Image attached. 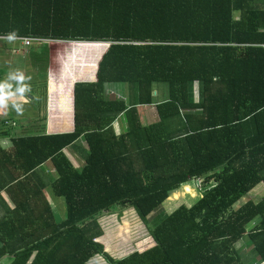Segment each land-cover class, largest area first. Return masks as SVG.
I'll list each match as a JSON object with an SVG mask.
<instances>
[{
    "label": "trees",
    "instance_id": "obj_1",
    "mask_svg": "<svg viewBox=\"0 0 264 264\" xmlns=\"http://www.w3.org/2000/svg\"><path fill=\"white\" fill-rule=\"evenodd\" d=\"M12 32L52 40L33 66L46 74L61 41L102 53L71 54L69 68L80 54L93 70L74 83L71 130L52 125L0 144V264H89L95 255L109 264H246L236 246L244 239L250 264L264 263V196L233 208L264 184V0H0V34ZM159 84L168 89L158 102ZM110 85L127 86L129 97L107 96ZM151 104L158 120L143 124L138 107ZM119 116L126 127L116 133ZM80 138L77 168L64 149ZM48 160L59 174L52 192L66 205L61 221L38 171ZM200 179L211 185L192 205L152 215ZM126 207L153 244L114 258L97 241L98 219Z\"/></svg>",
    "mask_w": 264,
    "mask_h": 264
},
{
    "label": "crops",
    "instance_id": "obj_2",
    "mask_svg": "<svg viewBox=\"0 0 264 264\" xmlns=\"http://www.w3.org/2000/svg\"><path fill=\"white\" fill-rule=\"evenodd\" d=\"M4 41L7 42L8 40H4ZM54 42H57V41H54ZM8 43L10 42H7V43L0 42V52L3 53L9 50H12V52L14 51V49H12L8 45ZM25 47H28V46H25ZM16 50L18 51V49ZM51 51L53 52V55L51 56V59H50V64H49V69L47 71V74L43 73L44 71L35 70V78L33 80L31 79V83H33V89L36 90L35 88L37 86L36 84L37 82L35 81L39 79L38 74H40L41 76L46 75V78H47L46 79L47 81L46 90L48 92V96H46L45 98L40 97V94L37 92V95L36 96L34 95L32 98H30L26 94L22 98L23 106L26 107L28 105H31V106H34L35 108H41V109L36 110V112H31L28 115L25 112L18 114L22 118V120L25 119L24 121L22 120L18 121L17 116H16L17 113L14 110H12L11 107L0 108V144L4 148H10V146L12 145V138L18 135L19 133L20 134L21 133L23 134H43V133L53 132L52 125H55L56 128H61L63 125H65V129H70V130L74 126V123H73V95H72L73 86L77 80L86 79L85 68H83V70L80 69L81 65L80 63H78V61L81 60L82 57L80 56V54L78 55L77 64L76 66H73L72 68L68 67L66 69L63 67L62 70H55L54 69L55 50H53L51 47ZM28 75H29L28 72H26L25 77L28 78ZM109 88H110L109 96L111 94H117V95L124 96L125 98L129 97L130 92L127 86L110 85ZM111 88H113V90H111ZM58 93H60L59 97H57ZM154 94L157 97L158 102L163 100L165 97L163 87L161 86H157ZM196 98H198L197 95H196ZM138 110H139L140 118L143 124H149V123H152L158 120L155 104L140 105L138 107ZM10 114H13L12 117H10ZM113 126H114L116 133H121L122 131H124L126 127V121L122 116H119L116 119V121L113 123ZM64 152L69 157V159L72 161L75 167L81 168L85 165L84 139L83 138H80L78 141H76L74 145H70L66 147L64 149ZM38 171L40 175L42 176V178H44L47 183L44 193L49 203L52 206L54 217L57 221H61L62 219L65 218V214H66L65 201L64 199H61V197L56 196L52 192V187H51L52 181L56 179L59 176V174L57 170L55 169V166L53 165V162L51 160H48L43 165H41L38 168ZM5 198L10 203L9 198L7 196H5ZM132 210L133 209L131 208L129 210L125 209L122 211L121 215H119L121 212L113 213L115 212L113 211V212H110L109 214L101 215V221H100V217L98 219L103 229V235H101L97 239V241L101 242L104 245L105 250L108 253L114 254L113 252H115L116 254H118L117 255L118 258H122L128 255V254L125 255V251H122L121 249L122 247H125L128 250L127 248L128 246L130 247L134 246L132 245L133 244L132 241H130L131 238H133V236L129 237L128 235H126L124 236L125 241L123 240L121 241V236L120 237L115 236V235H118V232H115L114 236L111 238L115 240V244H113V246L108 244L107 242L109 239L108 237L112 232V227L110 226V229H109V226H108V222L110 220L109 217H111L113 214H117L116 218L122 219L123 223L129 224L131 223V221H134L136 222V224L137 222H141L142 224H144V222L139 217H137L138 215L134 210L133 211L135 212L134 213L135 215L130 214L131 212H133ZM105 218H108L109 220H105ZM133 240H136L137 243H140V244H144V242L148 241L147 238L140 237L139 235L138 237H136V239L134 238ZM152 244L153 242L151 243V245ZM95 256L92 257L90 261H92L95 258ZM93 264H102V263L100 261H96V262H93Z\"/></svg>",
    "mask_w": 264,
    "mask_h": 264
},
{
    "label": "rangeland",
    "instance_id": "obj_3",
    "mask_svg": "<svg viewBox=\"0 0 264 264\" xmlns=\"http://www.w3.org/2000/svg\"><path fill=\"white\" fill-rule=\"evenodd\" d=\"M235 16H239L238 13L235 14ZM1 43H8V45L14 49V51L12 52V50H9L7 52H0V81H4L7 77V75L10 72H22L25 76V73L28 72V78H26L25 83L28 85L30 91L28 93H26L27 96H29L30 98H32L34 95H37V92L40 94V97L45 98L46 96H48V92H47V86H46V75L41 76L40 74H38L39 79L35 82H37V86H36V90L33 89V83H31V79L33 80L35 78V68L33 67L34 64H37V61H41L40 59V54L43 53V43H32L31 46L25 47L22 44H20V41H4L1 40ZM66 41H61L58 45L56 46H52V49L55 50L54 53V61H55V70H61L63 67L64 68H68L71 66V64H73V62L70 61V58H72L71 54L75 52V50H77L78 53H86L87 55H89V59H93L96 58L97 54H101L102 50L101 48H99L98 46H93L96 44H86V43H82V44H77L74 45L76 43H71V42H66V44H64ZM86 44V45H83ZM88 45V46H87ZM18 49V51L16 50ZM53 55V52H52ZM38 57V60H37ZM56 59V60H55ZM69 61V62H68ZM84 64V63H81ZM76 65V64H75ZM91 64L90 62H86L85 67H81L80 69L83 70V68H85L86 70V77L89 78V74H91V72L93 71L91 68ZM96 69V68H95ZM45 73V72H43ZM161 87H165L167 88L166 84H159ZM14 86V85H13ZM110 88H108L107 90V96H109L110 94ZM168 89V88H167ZM111 90H113V88H111ZM60 93L57 94V97H59ZM41 102V101H40ZM41 109V108H35L34 106L28 105V106H23V112H25L27 115L30 114L31 112H36V110ZM12 112V111H11ZM22 112V113H23ZM13 114H10V117H12ZM18 121H21L22 118L16 114ZM15 118V116H14ZM25 119H23L22 121H24ZM17 129V128H15ZM19 135H29V134H23V133H19L16 136ZM211 185V183L209 182H205L204 179H200V180H191L188 183L181 185V187L177 190H174L170 193V196L168 197L167 200H165L158 208L157 210L154 211V213L152 215H157L158 217H160L163 214H167L172 212L173 210H175L176 208H178V206H180V204H184V205H192L198 198L201 197L202 193ZM187 187H189L190 189L187 190ZM264 196V184L263 183H259L255 188H253L250 192H248L247 194H242L240 195L238 198H234V204H233V208L234 209H238L240 206H242L244 203H246L249 200H252L254 202H258L260 201V199ZM61 199H63L61 197ZM66 206V205H65ZM133 209L135 212L136 210L132 207H126V208H117L115 209L113 213H119L121 212L119 215L122 214V211L125 209ZM132 210V211H133ZM131 212L130 214L135 215V212ZM112 213V214H113ZM127 213V212H126ZM137 213V212H136ZM109 214V213H106ZM138 215V214H137ZM136 215V216H137ZM117 214H113L111 217L105 218V220H109L108 222V226L110 229V226L112 227V232L109 235V239H108V244H110L111 246H113V244H115V240L111 239L114 236L115 232H118V236H121V241H125L124 236L128 235L133 236V238H131L130 241H132V245L134 246H128V250L125 247H122V251H125V255L126 254H130L135 250L138 251H143L147 248H149L151 246L152 240L150 237V233L148 231V229L150 228L149 226H147L145 223L142 224L141 222H134L131 221V223H123L122 219L120 218H116ZM134 216V217H136ZM139 217V216H137ZM140 218V217H139ZM141 219V218H140ZM104 220V219H103ZM100 221H101V216H100ZM139 221V220H137ZM147 226V227H146ZM254 226V224H251L249 226L250 230L252 227ZM138 235L140 237H145L148 239V241L144 242V244H140L137 243L136 240H133L134 238L136 239V237H138ZM123 236V237H122ZM120 239V238H119ZM136 241V242H135ZM129 242V240H128ZM127 242V243H128ZM238 250L241 252L243 260L246 264H250V262H252L251 260L255 257V253L252 249V245L250 243V241L244 239L242 241H240L237 245ZM126 249V250H125ZM106 251V250H105ZM109 253L111 256H113L114 258H118L115 252ZM127 256V255H126ZM123 258V257H122ZM93 262L96 261H100L102 264H106L107 261L104 260V258L102 256H98L96 255L95 258L92 260ZM90 261L89 263L93 264V262ZM8 262V258L7 259H3V261H1V264H7ZM108 264V263H107ZM264 264V263H262Z\"/></svg>",
    "mask_w": 264,
    "mask_h": 264
},
{
    "label": "clouds",
    "instance_id": "obj_4",
    "mask_svg": "<svg viewBox=\"0 0 264 264\" xmlns=\"http://www.w3.org/2000/svg\"><path fill=\"white\" fill-rule=\"evenodd\" d=\"M15 33H9L5 39L14 40ZM22 72H10L4 81H0V108L11 107L17 114L23 112L22 98L30 91ZM14 85V86H13Z\"/></svg>",
    "mask_w": 264,
    "mask_h": 264
},
{
    "label": "built area",
    "instance_id": "obj_5",
    "mask_svg": "<svg viewBox=\"0 0 264 264\" xmlns=\"http://www.w3.org/2000/svg\"><path fill=\"white\" fill-rule=\"evenodd\" d=\"M8 35V34H7ZM7 35H1L0 34V40H7L5 39V37ZM16 38L12 41H20L21 44H23L24 46H30L32 43H43L46 41H52V40H48V39H44L41 37H19V36H15Z\"/></svg>",
    "mask_w": 264,
    "mask_h": 264
}]
</instances>
